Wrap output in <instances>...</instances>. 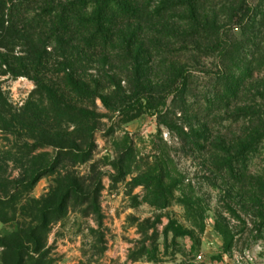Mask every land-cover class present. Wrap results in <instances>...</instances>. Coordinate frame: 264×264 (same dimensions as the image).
Here are the masks:
<instances>
[{
	"label": "rangeland",
	"instance_id": "obj_1",
	"mask_svg": "<svg viewBox=\"0 0 264 264\" xmlns=\"http://www.w3.org/2000/svg\"><path fill=\"white\" fill-rule=\"evenodd\" d=\"M94 1L21 0L11 37L3 32L0 152L27 144L50 160L87 156L62 154L28 193L50 205L75 187L39 250L17 256L33 217L0 221V264H264V0L105 3L100 23ZM22 12L63 22L38 64L37 32L16 22ZM18 66L27 76L10 73ZM68 77L113 97V109L75 96ZM6 166L16 177L17 166Z\"/></svg>",
	"mask_w": 264,
	"mask_h": 264
},
{
	"label": "trees",
	"instance_id": "obj_2",
	"mask_svg": "<svg viewBox=\"0 0 264 264\" xmlns=\"http://www.w3.org/2000/svg\"><path fill=\"white\" fill-rule=\"evenodd\" d=\"M21 0H0V47H7L10 42L5 41L4 33L8 37H11L9 33L14 31L15 25L14 22L10 19L15 11L19 13V7H21ZM143 1V0H142ZM150 0H144L143 2L146 4ZM13 2H18L17 5H14ZM105 3H113L119 10H127L133 8L135 5V0H95L93 4L95 5V13L93 15V19L96 23H100L102 19L101 8ZM10 4V7L8 5ZM90 6L88 3H86ZM8 7V8H7ZM5 17H8L7 21ZM26 15L22 16L16 20L17 23H20L22 27L26 30V32H37V41L35 47L31 50L32 61L35 64L39 63L40 55L39 51L42 49L46 43V41L50 37L58 38L61 35V30L64 28L60 21L59 16L48 18V21L42 20L41 16H33L31 19L26 20ZM7 22L6 26L4 25ZM20 30V32L23 31ZM34 66V65H33ZM18 72H14L15 70H10L13 76H27L28 70L26 67L18 66ZM177 75L181 78V81L178 86V93L183 95L188 88V81L186 77V72L183 70H179ZM66 85L69 87L70 92H72L75 96L84 99L87 103H92L94 100L98 99L100 104L106 108L107 110H112L114 106L113 97L108 95L96 94L97 92L89 89V87L79 81L71 78H67ZM43 89V90H42ZM40 88V93L44 91V93L49 94L48 87L46 85ZM120 97L124 98L123 95H116L114 98ZM1 99V97H0ZM140 98L139 100H141ZM203 105L205 106V110L209 108V102L207 104V100L203 98ZM2 102V101H1ZM149 100L146 98L145 104L149 105ZM180 103L183 102V98ZM4 106V105H3ZM1 106L0 113L5 111V107ZM208 106V107H207ZM148 108V106H147ZM61 115H64L65 112H60ZM75 117V115H74ZM84 117L87 126L83 130L86 134V138L89 139L88 143H90V139L92 137L93 128L90 126L91 120H88L89 113L86 111H80V115L78 118ZM170 130H173V127L169 124L166 126ZM177 137L185 143H190V137L186 135L182 128H174ZM36 149L32 145L24 144L21 149L10 148L8 151L0 152V221L2 222H11L14 220L15 216L19 213L25 212L26 214L33 217L34 220L37 221L38 225L34 228L30 229L27 232L22 233L17 250L18 257H25L27 247H31L33 251H37L40 248V240L42 238L44 230L47 228L51 219L57 215H63L68 202L72 199V194L75 193L74 184H70L67 191L64 190L62 195L55 201L53 204L47 205H39L38 202L31 200L28 196V193L31 192L35 183L40 177L45 175L46 173L55 171L61 162V155H67L70 157L71 161H84L87 156V151H82L80 153H72V152H63L61 154H56L53 159H49V157L44 154H34ZM65 161V160H64ZM69 161V160H67ZM6 163H12L17 166L19 169L16 177H11L10 173H8V167ZM24 260L17 262V264H23Z\"/></svg>",
	"mask_w": 264,
	"mask_h": 264
}]
</instances>
